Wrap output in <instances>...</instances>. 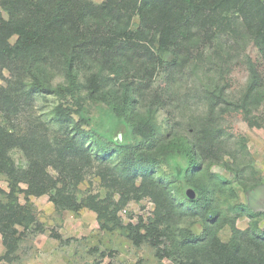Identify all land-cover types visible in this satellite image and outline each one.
<instances>
[{
	"label": "trees",
	"instance_id": "trees-1",
	"mask_svg": "<svg viewBox=\"0 0 264 264\" xmlns=\"http://www.w3.org/2000/svg\"><path fill=\"white\" fill-rule=\"evenodd\" d=\"M233 16L241 19L260 56L257 62L248 60L243 93L235 103L228 102L221 90L214 93V105L192 140L176 133L166 142L153 119L139 120L144 106L163 104L149 92L151 82L164 75L165 87L171 88L174 71L196 58L211 33L229 28ZM166 55L172 60H165ZM2 69L17 72L19 82L29 79V94L65 100L85 90L89 98L104 102L138 139L136 145L120 144L90 132L86 146L77 139L78 125L75 135L52 142L45 126L18 134L0 123V175L7 177L10 190L8 202L0 201L5 259L17 249V226L41 228L31 210L18 203L19 184L25 182L27 196L48 195L57 208L74 212L87 207L97 214L102 229L125 230L135 246H152L158 259L177 255L176 264H264V232L259 233L257 222L246 232L235 227L245 214L251 219L259 214L245 205L234 206L231 239L222 241L218 232L228 218L215 201L218 185L201 179L206 162L221 155L222 112L239 114L261 127L256 116L264 118L263 0H104L99 5L91 0H0V73ZM58 72L65 78V88L52 85ZM25 103L6 90L0 94V113L15 115ZM216 103L227 107L217 113ZM16 148L27 157L23 171L15 168L9 155ZM172 155H180L182 163L172 162ZM95 163L103 186L121 193L118 204L95 195L79 202L73 193L86 168ZM146 196L155 203V217L124 225L118 216L120 206ZM176 204L202 222L201 236L194 239L189 230H172L179 215Z\"/></svg>",
	"mask_w": 264,
	"mask_h": 264
},
{
	"label": "rangeland",
	"instance_id": "rangeland-1",
	"mask_svg": "<svg viewBox=\"0 0 264 264\" xmlns=\"http://www.w3.org/2000/svg\"><path fill=\"white\" fill-rule=\"evenodd\" d=\"M91 1L97 5L104 2ZM230 25L229 28L211 33L212 39H206V43L200 45L199 53L194 55L196 58L181 70L174 71L171 88L165 87L164 75H157L151 82L149 92L163 104L144 106L139 112V120L153 119L156 128L166 137V142L176 133L192 140L195 129L199 128L214 105V93L221 90L230 103L237 102L243 93L249 79L248 60L257 62L260 56L246 35L241 19L233 16ZM14 42L15 38L11 40V43ZM165 60L171 61L172 57L166 55ZM17 74L8 69H2L0 73V94L9 90L14 99L20 103L26 102L15 115L0 113V123L10 132L26 134L45 126L46 138L53 142L65 134L75 135L78 125L81 134L77 139L86 146L89 145L90 132L98 134L105 141L138 144L136 135L117 119L111 109L104 102L89 98L85 90L77 94L76 98L67 96L65 100L54 95L29 94V79L19 82ZM52 85L65 88L67 83L58 72ZM27 90L28 94H25ZM216 105L217 113L227 107L222 103ZM221 115V155L206 162L201 179L210 185H218L214 189L215 201L223 217L228 218L227 224L218 234L222 241L228 242L232 235L229 223L235 217L232 208L238 204L247 206L251 213L260 216L251 219L245 214L237 220L235 227L246 232L255 221L259 233L264 232V118L257 113L256 119L261 125L259 128L250 125L239 114L222 112ZM9 155L17 170L27 168V157L20 149H13ZM170 157L172 162L182 163L180 155ZM97 167L95 163L86 168L82 182L74 188L73 193L79 202L95 195L102 200L111 198V205L118 204L121 193L103 186L97 175ZM52 174L57 175L55 172ZM140 183L141 179L137 184ZM19 187L22 191L17 194L18 203L31 210L41 228L38 230L32 226L24 230L17 226V249L7 259V249L0 234V264H176L177 255L158 259L152 246H135L125 230L102 229L97 214L87 207L77 212L59 209L48 195L27 196L23 192L27 190L25 182H21ZM0 189L3 191L0 192V201L6 204L10 190L5 175H0ZM175 207L179 215H175L172 230H189L194 239L201 236L204 229L202 222L186 215L183 207L177 204ZM155 211L154 201L146 196L140 200H127L120 206L118 216L124 225H136L141 220L149 222L155 217Z\"/></svg>",
	"mask_w": 264,
	"mask_h": 264
}]
</instances>
